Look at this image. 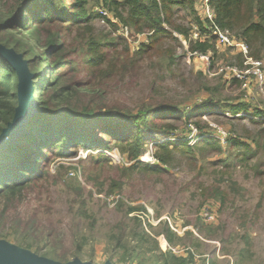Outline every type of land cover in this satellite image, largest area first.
<instances>
[{"label":"trees","instance_id":"16d2710c","mask_svg":"<svg viewBox=\"0 0 264 264\" xmlns=\"http://www.w3.org/2000/svg\"><path fill=\"white\" fill-rule=\"evenodd\" d=\"M201 1L11 0L7 5L0 3V45L21 54L27 61L28 69L34 75L36 104V114L29 119L25 133L0 153V199L6 202L0 216L14 198L34 192L48 180L55 184L64 167L57 166L54 174L49 173L48 168L56 159L74 157L78 147L93 151L115 148L129 164L116 167V177H107L96 185V194L106 197L121 196L125 183L132 181L134 175H148L160 181L163 176L170 175L171 169L184 162L195 167L199 174L211 169L210 184L202 182L197 187L204 200H214L221 206L231 195L240 193L233 180L236 171H252L264 177L260 166L264 154V121L260 118H264V109L250 101L244 102L241 97L231 100L222 95L225 83H230L232 88L241 87L236 79L210 86L199 73L194 95L202 92L205 96L200 104L194 103L189 108H180V103L166 99L154 106L143 105L136 113H131L118 108L116 111L104 109L98 99L103 98L101 89L110 83L109 80L131 75L139 69L141 62L153 65L159 60L171 73L176 62L175 45L181 47L182 41L186 43L187 53H209L210 69L220 59L229 62V52L220 53L216 40L210 36L213 27L228 30L243 40L249 57L262 61L264 0H208L214 14L213 21L198 14L196 5ZM97 7L105 10L109 17H101ZM179 10L187 12L189 27L177 22L175 16ZM96 16L101 17L110 33L96 31L93 23ZM122 27L135 34L146 33L147 42L131 52L127 39L119 33ZM193 27L200 33L196 40L190 38ZM234 58L236 65L242 67V56L237 53ZM232 65L235 64L228 66ZM16 88L15 72L0 58V133L13 119L17 107ZM152 89L157 95L156 83ZM87 92L89 95L79 100ZM199 108L208 109L212 116L224 122H240L247 118L253 131L243 126L239 132H228V136L219 141L211 135L215 130L202 119ZM190 125L198 135L193 145L188 144L190 141L186 137L191 133ZM150 145L155 163H140L142 151ZM107 163L103 153H98L90 156L85 164L105 166ZM83 173L89 171L83 168ZM87 194L79 188L71 203L72 207L78 205L72 209L75 210L76 234H81V224L92 235L98 226L96 214L106 211L97 209L95 213L88 209L92 193ZM260 204L264 208V191L257 206ZM113 207L120 218L108 225L103 250L110 260L113 259V264L193 263V255L198 254L203 242L194 238L192 232L186 231L183 236H178L160 220H157V227L150 223L144 225L133 214H146V209L141 205L127 204L121 198ZM260 208L258 206L256 211ZM30 218L33 220H27L22 228L19 227L18 237H23L16 241L17 246L59 263L69 262L70 253L58 249L55 226L51 223L40 232L34 226L37 216L32 214ZM98 218L102 219V216ZM196 230L203 235L202 238L211 239L218 227L198 222ZM80 236L86 239L84 235ZM160 236L168 247L188 249L186 254L179 257L169 249L160 250L161 244L164 248L162 241L159 240L160 245L158 243ZM4 237L0 232V239ZM73 238L79 241L76 236ZM242 239L248 244L246 235ZM220 240L223 242L224 239ZM186 241L189 246H184ZM80 248L81 244L73 255L79 256ZM244 253V249L239 250V255Z\"/></svg>","mask_w":264,"mask_h":264},{"label":"rangeland","instance_id":"374dc122","mask_svg":"<svg viewBox=\"0 0 264 264\" xmlns=\"http://www.w3.org/2000/svg\"><path fill=\"white\" fill-rule=\"evenodd\" d=\"M10 2L11 0H0L2 5H7ZM196 6L198 14L202 15L200 3ZM98 9L100 8L97 7ZM186 13L184 10H179L175 17L178 23L189 27L190 24L186 20ZM101 17H95L93 20L94 27L96 31L108 34L111 30L103 25ZM120 34L125 35V31L121 29ZM127 38L130 42L128 44L132 48L137 42L147 39V34H135L130 31L127 32ZM29 40L32 44H35L32 38H29ZM218 48L220 53L225 52V50L229 52V62L228 59L225 62H222L221 59L216 61L214 65L216 70L214 71V67L211 68V76L205 74L208 68L205 60L198 55L187 53L182 45L181 47L175 45L176 62L172 66L171 73L166 71L159 60H156L153 65L141 62L139 69L131 75L109 80L110 83L101 89L103 98L99 97L98 99L103 104L102 107L104 109L112 108L113 111H116L115 109L118 108L131 113H136L143 105L154 106L156 103L166 101V99L180 103V108L184 106L189 108L194 103L200 104L205 94L201 92L194 95L197 91L198 74L202 73L203 80L210 86H215L219 81L221 83L226 81L224 80L225 71L218 74H215V72H221L219 70L226 65H236L237 63L234 58L237 54L236 51L227 46L218 45ZM209 57H211L210 54ZM262 63L264 74V57ZM250 81L252 86L251 91L248 92L249 98L246 103L250 101L251 104L258 105L260 109H264V94L257 90L254 85V78H251ZM153 83H156L157 95H154L153 89L151 90ZM229 84L225 83L226 86L222 95L231 100L238 97L243 99L242 95L246 91L241 88H232ZM88 95L89 93L87 92L79 100L82 101ZM198 111L201 112L204 121L218 128L215 133L213 132L214 134L209 131L215 138L219 137V131L224 133V137L225 135L227 137L228 132H239L243 126L247 130L253 131V126L248 123L247 118H242L240 122H224L222 119L212 116L206 108ZM260 120L264 121V118H260ZM217 121H223V123ZM178 132L180 133L181 131ZM192 135V132L189 133L186 136L187 139L191 140L193 138ZM224 137L221 139L222 141ZM188 144L193 145L194 142ZM151 152L152 148L150 145L149 148L142 151L139 159L140 163H144L142 160H146L145 157ZM98 153H103L108 159V163L105 166L85 164L90 156H95ZM261 163L264 165V154L262 155ZM144 164L150 163L145 162ZM59 165H62L64 169L60 170V177L55 184L52 180H48L47 184L43 183L34 192L25 193L23 197L12 200L9 208L0 216V232L5 235L2 240L17 246L16 241L23 237H18L20 228L27 220H33L30 217L35 214L37 218L34 226L40 232L51 223L55 226V239L57 240L58 249L59 251L69 252L70 261L76 258L89 264H105L107 262L113 264V259L110 260L103 251L106 240L104 237L108 232V225L120 218L113 206L121 198L127 204L141 205L146 209V214H133L138 216L144 225L150 223L152 226L157 227V220L165 221L167 225L171 223L176 228L178 236H183L186 231H190L194 238L201 240L203 244L198 249V254L193 255L192 264H211V261L213 264H264V208L261 204L258 205L261 207L260 210L256 211L260 195L264 191V177L257 176L252 171L238 170L235 172L233 180L239 187L240 193L231 195L228 202L221 206L219 202L214 200H204L197 187L198 183L202 182L206 185L210 184L213 174L210 168L199 174L195 167L184 162L171 169L170 175L163 176L160 181H156L148 175H134L132 181L125 183L121 196L106 197L104 194H96V185L103 182L107 177H116V167L129 165L123 161L117 149L93 151L78 147L74 157L56 159L48 168L49 173L54 174L55 168ZM263 165L260 164L261 169L264 170ZM83 168L88 170L89 173L84 174ZM85 176L91 179L89 180ZM79 188L86 195H88L87 192L92 193L88 209L95 213L97 209H106L102 214H96L98 226L92 235L85 228V225L81 224L82 232L81 234H76L75 221L73 220L75 210L72 209H76L78 205L74 204L72 207L71 203L74 200L75 192ZM5 205V200L0 199V213L4 210ZM202 209H208L214 213L213 223L207 224L201 219L200 212ZM101 216L102 219H99L98 217ZM21 221L22 224L19 225ZM198 222L208 227H218L214 238H202L203 235H199L196 232ZM100 224H102V227ZM80 235H84L86 239L83 240ZM243 235H246L248 244L243 242ZM74 236L79 241L75 240ZM161 237L157 238L159 245L160 241L164 244V248H162V244L160 245V250H168L166 241ZM220 239H224L223 242ZM183 243L184 246H189L187 241ZM80 244L79 257L73 255V252ZM177 249L183 250L185 254L188 250ZM241 249H244L246 253L239 255V250ZM183 254L175 256L181 257Z\"/></svg>","mask_w":264,"mask_h":264},{"label":"built area","instance_id":"2783aa9c","mask_svg":"<svg viewBox=\"0 0 264 264\" xmlns=\"http://www.w3.org/2000/svg\"><path fill=\"white\" fill-rule=\"evenodd\" d=\"M201 4H202V6H201ZM200 9H201V14H202V15H200L201 17H203L204 19H207L208 21H213L214 14H213L212 10L210 9V7L208 6V0H202L200 2ZM97 12L103 17L109 16L105 10H102V8L98 9ZM121 29L125 31V35L124 34H121V35L124 38H126L127 41L129 42V40L127 38V32H130V31L124 27H122ZM119 33H120V31H119ZM210 36L216 40L217 45L230 47L231 49L236 51V53H239L243 58L242 67H238L237 65H232V66L226 65L222 69L219 70L221 72H216L215 74L223 73V71H225L226 72V75L224 76V80H226L225 82H230L232 79L238 80L241 83L240 88L243 91H246V93L244 95H242V97H243L242 100L244 102H246L247 99L249 98L248 92L251 91V86H252V83L250 81L251 78H254V85L256 86L257 90L260 93L264 94V91H263V89H264V74H263V70H262L263 63H262V61L254 60L253 58L249 57V50H248V47L245 44V42L243 40L235 37L228 30H221L217 27H213L210 30ZM190 37L193 40H196L200 37V33L198 32L196 27H193ZM146 42H147V39H145L144 41H141V42H137L135 45L132 46L131 50L137 49L138 45L146 43ZM182 45L186 49V43L184 41H182ZM193 55H198L200 58L205 60V62L207 63V66H208L207 71H205L206 72L205 74H207L208 76H211L209 53L206 55H199V54L194 53ZM210 127L213 130H215L214 133L218 130V128L215 125L210 124ZM189 129L191 130V132L193 134L192 135L193 138L189 141H190V143L191 142L195 143V141L198 139L197 132H196L195 128L191 125L189 126ZM218 133H220L221 136L219 134L218 135L219 137H217L216 139H218L219 141H222L221 139L224 137V133L220 132V131ZM225 138H226V135H225L224 139ZM165 140H168V138H166ZM145 158H146V160H144V159L142 160L144 163L145 162L150 163V164L155 163V160L152 157V152L149 153ZM200 217L207 224L213 223L214 213L208 209H202L200 212ZM168 226L172 231L178 233L176 228L173 227L171 223H169ZM168 249L174 255H180V254L184 253L183 250H180L177 248L168 247ZM184 255H185V253L183 254V256ZM206 264H208V263H206Z\"/></svg>","mask_w":264,"mask_h":264},{"label":"water","instance_id":"95a60500","mask_svg":"<svg viewBox=\"0 0 264 264\" xmlns=\"http://www.w3.org/2000/svg\"><path fill=\"white\" fill-rule=\"evenodd\" d=\"M0 58L5 61L10 68L15 72L17 78V107L11 123L0 133V153L7 146L15 144L17 139L25 133V126L29 119L36 112V104L33 97V80L28 69L27 61L23 59L21 54L16 53L12 49H8L0 45ZM0 264H89L81 262L79 259H72L67 263H59L48 258L41 257L35 253L10 244L5 240L0 239ZM105 264H111L107 262Z\"/></svg>","mask_w":264,"mask_h":264}]
</instances>
